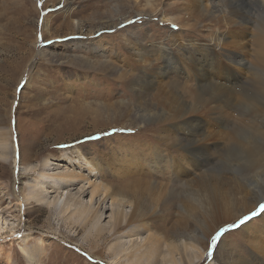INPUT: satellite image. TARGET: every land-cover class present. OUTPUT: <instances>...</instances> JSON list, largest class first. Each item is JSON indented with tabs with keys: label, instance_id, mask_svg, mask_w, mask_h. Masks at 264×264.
<instances>
[{
	"label": "rangeland",
	"instance_id": "374dc122",
	"mask_svg": "<svg viewBox=\"0 0 264 264\" xmlns=\"http://www.w3.org/2000/svg\"><path fill=\"white\" fill-rule=\"evenodd\" d=\"M203 1L205 4L202 2V8L216 5L210 11L218 9L222 12L208 14L194 6L187 10L189 5L198 4L191 0H156V11L151 16L134 11L148 10L143 0L138 4H134L133 0H0V126L8 132L16 150L15 157L5 165L0 162V215L3 220L4 217L16 220L14 235L5 232L11 220L2 224L4 233L0 234V264H26L16 241V237L24 232L44 240L45 254L40 264H109L111 246L117 242L114 237L99 239L98 236L82 240L79 227L63 225L46 205L32 207L24 202L16 204V195L22 198L26 179L25 176L20 177L19 171L27 160L35 165L42 159H53L48 166L52 171L63 168L80 171L78 166L55 158L66 151L75 153L80 150L96 164L97 170L91 173L86 171L84 162L80 165L92 180H95V174L96 181L102 179L110 186L128 184L127 189L138 184L136 191L141 195L142 202L148 204L150 231L157 233L161 230L160 226H166L161 231L169 227L173 231L185 229L189 234H202L201 214L192 210L194 215L188 216L190 208L194 207L193 198L200 194L196 187L197 178L204 170L203 173L213 178V182L239 176L234 157L217 155L212 151L213 156L208 159L204 156L197 158V168L189 167L186 176L179 174V178L173 177L165 170L156 169L153 173L148 172V176L145 174L149 170L144 167L145 176L135 180L132 174L128 173L129 178L126 177L128 174L124 175L123 171L130 168L136 157L133 155L130 158L123 146L134 144L130 147L135 148L149 143L151 132L148 130L151 127L158 129L156 124L166 125L156 120L155 113L138 110L139 107L152 108L150 102L155 101V91L152 86L147 89V80L144 79L148 75L142 74V69L132 62L130 45L143 47L149 53L152 46H169L170 51L164 49L166 54L162 53L161 58L155 55L148 57L147 64L164 66L168 61L170 66L175 65V70L167 68L171 73L168 71L169 74L161 78L164 80L161 86H165L166 90L174 88L179 96L185 95L189 99L188 95L197 87V83L192 75L181 71L182 58L186 54L185 40L190 38L193 46L195 43H206L218 30L225 34L226 43L232 39L233 33H227L232 27L221 18L227 10L233 11L231 5L234 4L227 8L222 2ZM244 3L237 5V11L242 13L244 10L246 15L242 18L241 27H238L242 33L237 40L243 45L239 50L232 49L241 50L243 61L252 68V72L256 71L253 68H259L257 63L261 67L264 65L263 61H258L257 39L260 30L255 27L263 22L264 11H258L253 6L248 12ZM246 3L252 5L248 0ZM189 11L193 14H189ZM162 12L170 17H181L183 30H178L177 36L170 33L172 30L175 33L177 26L159 21ZM214 19H219V22H214ZM72 21L79 22L78 27L75 24L74 28ZM46 22L49 33L43 31ZM176 42L177 45L174 44ZM237 67L241 69L242 66ZM249 73L243 68L240 71L241 79L244 81L246 76L253 77ZM186 75L190 78H186ZM140 81L145 85L142 89L135 87V83ZM238 85L231 84L233 88ZM257 102L253 103L261 108L262 104ZM127 109L131 117H135V124L123 116ZM225 110L235 119L227 124V128L248 122L249 117L242 114V110L241 113L240 110ZM178 148L176 143H172L171 149ZM233 151L230 150L229 155ZM255 178L251 177V180ZM185 181L188 184L183 186ZM261 181L258 186L255 182L252 184L254 190L263 184ZM81 184L68 187L67 195L75 194ZM81 198L85 200L86 196L75 194V204ZM256 202L253 209L236 220L229 218L210 224L205 221V228L211 230L204 239L203 261L195 264H208L215 257L219 261L228 259L227 262L231 264L235 258H249L253 253L259 258L264 257V196ZM126 209L129 210V207ZM226 213L227 210L219 209L217 216L222 217ZM108 220L106 212L104 221ZM247 224L251 226L250 229L246 228ZM218 233L216 244H212L213 237ZM136 238L137 235H131L130 242ZM7 253L11 255V262L5 259ZM159 259L162 260V257L159 256Z\"/></svg>",
	"mask_w": 264,
	"mask_h": 264
},
{
	"label": "bare ground",
	"instance_id": "6f19581e",
	"mask_svg": "<svg viewBox=\"0 0 264 264\" xmlns=\"http://www.w3.org/2000/svg\"><path fill=\"white\" fill-rule=\"evenodd\" d=\"M143 1L145 6L150 8H148L150 11H134L147 16L154 14L156 0ZM191 1L198 4L185 6L187 10L194 6L199 11H207L208 14L216 12L220 14L222 12L218 11V9L210 11L216 5L208 6L209 9L206 6L202 8L203 0ZM216 1L222 2L227 8L234 4L231 5L233 11L228 12L227 10L228 14L226 12L221 18L229 27H232L230 31H227V33H233L232 39L226 43L224 41L225 34L218 30L209 37V41L206 43H195L193 46V43L189 42L190 38L185 40L183 45H185L184 51L186 54L182 58L181 71L186 72L187 75H192L194 82L197 83V87H191L194 90L188 95L189 99H186L185 95H183L184 97L179 96L180 94H177L174 88L166 90L165 86H161L164 81L161 78L170 72V69L167 70V68L174 69L175 65L170 66L168 61H166L167 64L164 66L147 64L149 61L148 57L151 58L155 55L157 58H161V55L163 56L162 53L166 54L164 49L170 51L169 46L163 44L158 46L151 45L152 49L151 53H149L143 47L135 48L130 45L129 54L133 56L132 62L135 66L142 69V74L148 75L144 79L147 80V89L152 86L155 91V98H153L155 101L150 102L152 108L139 107L138 110L142 109L149 114L155 113L156 120L166 125L156 124L158 129L151 127L148 130L151 132L149 143L141 144L135 148L130 147L134 144H125L123 146V150L127 151V155L130 158L133 155L136 157V161L130 168L123 171L124 175L132 174L135 180L143 178L144 167L149 170L145 174L148 176V172L153 173L155 169L165 170L166 173L169 172L173 177H178L179 174L186 176V171H189V167L197 168V164H199L196 162L197 158L204 156L203 158L206 157L205 159H208V157L213 156L212 151L217 155L234 157V165L239 168L240 174L237 172L239 176L234 175L231 179H225L224 181H215V179V182H213L211 181L213 178L204 174V170L197 178L199 181L196 187L199 189L198 192L200 194L193 198L194 207L190 208L191 213L188 216L194 215L192 210L201 214L200 216L203 220L202 234L197 235L196 232L189 234L185 229L173 231L169 227L168 230L164 229L161 231L166 226H160L161 230L157 233L150 231L151 222L149 209L147 208L148 204L142 202L141 195L137 193L138 184L136 185L137 187L133 186L127 189L125 188L128 184L122 187L110 186L102 179L98 180L97 178L98 181H96L95 174V180H92L90 174H86L80 165L84 162L86 171L91 173L97 170L96 164L80 150L75 151V153L73 151L62 152L55 157L63 163L78 166L80 171L65 168L52 171L48 166L49 161L53 159L48 158L42 159L35 165L28 162V160L26 164H22L19 175L20 177L25 176L26 179L23 182L22 198H18L16 195L17 205L22 202L32 207L46 205L51 208L54 217L59 219L63 225L69 226V224H73L79 227L82 232V240H87L89 237L97 238L98 236L99 239L114 237L117 242L113 244V247L111 246V250L109 249L111 251L109 264H195L203 261L202 255L206 243L204 239L208 237L211 230H209V227L205 228V221L210 224L214 221L227 220L229 218L236 220L237 217L253 209L255 202L264 196V65L261 67L257 63L259 68H253L256 71L251 72L252 68H249L243 61L241 50H233L236 48L239 50L243 45L237 40V37H241L242 33H240L238 27H241L242 18H245L246 15L244 10L242 13L237 11L238 3L245 2L248 12L251 11L250 8L253 6L262 12L264 11V0H248L252 5L250 3L247 4L246 0H241V2L240 0ZM133 3L138 4L140 0H133ZM162 13L159 21L172 23L177 27L179 25L178 28H174V30H177L175 33L173 30L170 32L177 36L178 30L183 28L181 17H170L165 12ZM189 14L193 13L189 11ZM259 14L261 15L262 13ZM179 20L180 22H177ZM214 22H219V19H214ZM77 23L79 22L75 23L72 21V26L74 27L76 24L78 27ZM255 27L260 30L257 39L259 47L258 61H263L264 64V20L260 22V25L257 23ZM43 28L44 32L49 33L47 22ZM174 44L177 45V42ZM136 45L139 44L136 43ZM168 59L171 60L170 57ZM162 60L167 59L162 58ZM237 66L242 67L240 69ZM243 68L248 73L250 71L249 74L253 75V77L246 76L243 81L240 77L242 75L240 71ZM187 75L186 78L189 77ZM231 84L239 85L233 88ZM135 87L142 89L145 85L140 81L135 83ZM237 90L238 93H236ZM187 92L189 93V91ZM257 98L260 103L256 101ZM253 102L262 104V107L255 106L256 104ZM207 105L211 106L207 107ZM225 109L240 110V113L242 110V114L248 115V122L239 123L240 125L236 123L234 127L227 128V124L231 123L234 118ZM236 113L238 114L239 112ZM123 116H126L131 123H136V119L134 116L131 117L129 109L124 112ZM238 117L236 118L238 119ZM154 127L156 128V126ZM3 129L0 126V162L5 165L9 159L15 157L16 150L9 139L8 132ZM172 143H176L179 148L176 150L171 149ZM230 150L234 151L229 155ZM129 174L126 177L129 178ZM246 175L248 176L244 179ZM251 177L256 178L251 180ZM245 180L249 182L247 183ZM261 180L263 184L254 190L252 184L254 185L255 182L258 186ZM78 183L82 184L77 187L75 194L81 197L86 196V199L83 200L81 198V201H76L75 204V194L68 196V190L66 189ZM187 184L188 182L186 181L182 183L183 186ZM47 185L48 187H46ZM50 188L51 190L48 191ZM128 207L129 210L126 209ZM219 209H225L227 213L222 217H218L217 212ZM106 212H108L109 220L105 222ZM10 220L7 217H4L3 220V216L0 215V234L4 233L2 224H6ZM15 225L16 220H11L5 232H8V235H14ZM250 227L247 224L246 228L250 229ZM131 235H137V238L132 243L130 242L131 239H129ZM16 241L19 245L21 258L26 264H40V260L45 254V242L41 237L34 238L33 236L31 237L29 232H24L16 237ZM159 256L162 257V260L159 259ZM5 259L7 262L12 261L10 253L5 255ZM227 261L228 259L219 261L215 257L208 264H230ZM231 264H264V257L259 258L256 253H253L249 258H235Z\"/></svg>",
	"mask_w": 264,
	"mask_h": 264
},
{
	"label": "snow or ice",
	"instance_id": "6c2138e0",
	"mask_svg": "<svg viewBox=\"0 0 264 264\" xmlns=\"http://www.w3.org/2000/svg\"><path fill=\"white\" fill-rule=\"evenodd\" d=\"M220 234L218 233L217 236H214L213 239H212V244H216L217 242V237L219 236Z\"/></svg>",
	"mask_w": 264,
	"mask_h": 264
}]
</instances>
